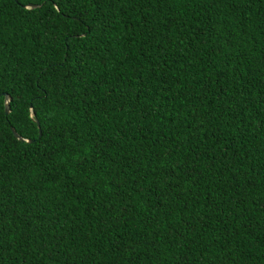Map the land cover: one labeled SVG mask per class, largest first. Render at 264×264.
<instances>
[{"label": "trees", "instance_id": "trees-1", "mask_svg": "<svg viewBox=\"0 0 264 264\" xmlns=\"http://www.w3.org/2000/svg\"><path fill=\"white\" fill-rule=\"evenodd\" d=\"M0 264H264V0H0Z\"/></svg>", "mask_w": 264, "mask_h": 264}, {"label": "water", "instance_id": "water-1", "mask_svg": "<svg viewBox=\"0 0 264 264\" xmlns=\"http://www.w3.org/2000/svg\"><path fill=\"white\" fill-rule=\"evenodd\" d=\"M35 6H37V4H30V5H29V7H35ZM9 100H10V98L8 97V95H7V94H4V95H3V111H4L5 114L8 113V103H9ZM30 113H31V111H30ZM31 114H32V113H31ZM35 124H36V126L38 127V122H37L36 120H35ZM9 130H10L11 134L13 135V137L16 138L17 140H19V141H25V142H29V141H31V140L24 139V138L20 137V136L14 131V129H13L12 127H9ZM39 134H40V130H39V128H38V129H37V135L39 136Z\"/></svg>", "mask_w": 264, "mask_h": 264}]
</instances>
